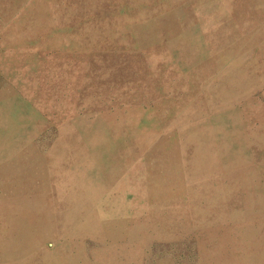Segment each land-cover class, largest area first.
<instances>
[{
  "label": "rangeland",
  "instance_id": "1",
  "mask_svg": "<svg viewBox=\"0 0 264 264\" xmlns=\"http://www.w3.org/2000/svg\"><path fill=\"white\" fill-rule=\"evenodd\" d=\"M261 240L264 0H0V264H264Z\"/></svg>",
  "mask_w": 264,
  "mask_h": 264
},
{
  "label": "bare ground",
  "instance_id": "2",
  "mask_svg": "<svg viewBox=\"0 0 264 264\" xmlns=\"http://www.w3.org/2000/svg\"><path fill=\"white\" fill-rule=\"evenodd\" d=\"M182 40H183L184 42H189V41H188L189 38L187 37V35H185V36L183 37ZM197 45H199V43H197ZM254 232L256 233V230H255ZM260 242H264V240L259 241V245H260Z\"/></svg>",
  "mask_w": 264,
  "mask_h": 264
}]
</instances>
